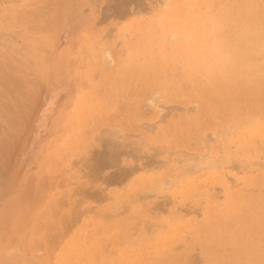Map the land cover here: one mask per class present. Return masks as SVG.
Wrapping results in <instances>:
<instances>
[{
    "label": "rangeland",
    "instance_id": "rangeland-1",
    "mask_svg": "<svg viewBox=\"0 0 264 264\" xmlns=\"http://www.w3.org/2000/svg\"><path fill=\"white\" fill-rule=\"evenodd\" d=\"M138 1L0 0V264H264L263 224L248 252L209 231L264 195V130L230 127L264 128V40L235 41L264 0L223 20L220 64L215 20Z\"/></svg>",
    "mask_w": 264,
    "mask_h": 264
},
{
    "label": "bare ground",
    "instance_id": "bare-ground-1",
    "mask_svg": "<svg viewBox=\"0 0 264 264\" xmlns=\"http://www.w3.org/2000/svg\"><path fill=\"white\" fill-rule=\"evenodd\" d=\"M130 1V0H129ZM138 1V0H137ZM166 1V0H165ZM139 2V1H138ZM161 2V1H160ZM243 2H246L244 6L239 5L238 8H236V17H233L232 14H230V16L227 19H221L219 17L215 18H210L213 16L212 13V9H215V7H219V9H217L218 14H222L224 13V9L222 8L225 7L224 1L221 0H184V3H187V7L189 8L188 10L185 11V15L186 16H191L194 19V22H197L198 20L201 19V16H205L208 21L215 20V21H211L214 24H216V27L213 28L211 26L208 27L210 36H214L215 37V41L214 42H202L201 44V53L204 54L207 51L212 52L211 50V46H213L212 48H215V50L218 52H220V57L214 58V62H217V64L224 62L223 59V55H222V46L225 44L224 41L227 40V35L224 34V25L222 24L223 20L226 21L227 26H230L231 23H227V20H231L232 18H234L236 20V23L238 20H240V16L238 15L239 13H241V10L243 11H248L249 10H253V0H243ZM141 3V2H140ZM241 3V2H240ZM136 4V3H135ZM143 7V6H142ZM145 7V6H144ZM220 10V11H219ZM227 11H232V10H227ZM235 11V10H233ZM120 12V11H118ZM180 12H178L177 14H172L173 15H178ZM122 14V13H121ZM198 14H200L201 16H199ZM225 14V13H224ZM249 27V26H247ZM201 33V31H200ZM257 35L253 34V31L251 28H247L244 32L237 34L238 38H235V41L237 42H241L243 39L245 38H250L253 37L252 39H257V42L259 44V42L264 40V34L263 35H259L258 33H256ZM232 39V38H231ZM191 40V39H190ZM187 43H190L187 42ZM221 47V48H220ZM254 49H257V47H255ZM195 52L197 53V51L195 50ZM236 54H240V51L237 52ZM235 54V55H236ZM193 55V54H192ZM168 56H171L172 58H174V56L168 52L165 53V55L163 56L164 59H167ZM180 56V55H179ZM195 56V55H194ZM208 60V59H207ZM191 61V60H190ZM197 61V60H196ZM193 63V62H191ZM205 63V62H204ZM209 63V62H208ZM190 64V63H189ZM211 64V63H210ZM209 64V65H210ZM215 64V63H214ZM188 66V65H186ZM200 66V65H199ZM189 67V66H188ZM204 67V66H203ZM206 67V66H205ZM224 66H222L221 68H223ZM190 68V67H189ZM194 68V66H193ZM234 68H236V66H234ZM202 69V68H200ZM227 71V70H224ZM221 72V69H220ZM230 72V71H228ZM223 73V71H222ZM239 74V72L236 70H233L231 73V78L234 76H237ZM189 75H191L189 73ZM218 77V76H217ZM216 77V79H217ZM242 122L240 119L234 120L232 121V125L230 127H233L234 130H242L244 132H248L249 136L258 134V133H262L263 129H260V127H258L256 121H250L248 123ZM243 128V129H242ZM256 128H259V132ZM115 130V129H114ZM109 132V131H108ZM226 131H223L222 133H225ZM88 133V131H87ZM239 134V132H237ZM89 134V133H88ZM235 134V133H234ZM92 135V134H91ZM112 135V134H111ZM111 135H108L109 137ZM114 135V134H113ZM236 135V134H235ZM241 135V134H239ZM261 135V134H260ZM259 135V136H260ZM107 136V135H106ZM116 136V135H115ZM123 136V135H122ZM232 136V135H231ZM97 137V136H96ZM125 135L123 136V138L121 137V140H124ZM233 137V136H232ZM230 137V139L232 138ZM252 137V136H251ZM261 137V136H260ZM246 137H244L243 135L239 136L238 138L235 137L233 138L234 141H236L238 139V145L235 147L234 150H236V148H240L243 142V139H245ZM115 139V137H114ZM126 139V137H125ZM262 139V138H261ZM120 140V139H119ZM141 140V139H140ZM250 140V139H249ZM255 140V139H254ZM257 140V139H256ZM125 141V140H124ZM231 141V142H234ZM253 141V140H252ZM141 142V141H140ZM228 142H230V140H228L227 138L225 139V144L227 146V148L230 149V147H228ZM123 143L119 141V144ZM125 144V143H124ZM128 144V143H127ZM142 144V142H141ZM126 146V145H125ZM124 146V147H125ZM224 147L223 145L220 144V147ZM243 146V145H242ZM245 146V145H244ZM119 147V145H118ZM122 147V146H121ZM127 147V146H126ZM134 147L137 148V146L135 145ZM159 147V146H158ZM252 147V146H251ZM226 148V147H225ZM226 148V149H227ZM245 148V147H244ZM131 149V148H130ZM154 149V148H153ZM159 149V148H158ZM250 149V146H249ZM123 151V149H120ZM127 150V149H126ZM135 150V149H134ZM139 150V149H138ZM142 150V149H141ZM139 150V151H141ZM231 150V149H230ZM238 150V149H237ZM242 150V149H241ZM244 150V149H243ZM131 151V150H130ZM137 151V149H136ZM233 151V150H232ZM231 152V151H230ZM242 152V151H240ZM112 154V153H111ZM128 154V153H127ZM150 154V153H149ZM228 154V153H227ZM245 154V153H244ZM215 155H217L215 153ZM195 157V156H194ZM213 157V156H212ZM215 157V156H214ZM201 159V158H200ZM209 159V158H208ZM207 159V160H208ZM211 160V159H210ZM214 160V159H213ZM216 160V159H215ZM179 161V160H178ZM189 161V160H188ZM205 161V160H204ZM217 161V160H216ZM182 162V161H181ZM209 162V161H208ZM108 163V162H107ZM203 163V162H202ZM201 163V164H202ZM192 164V163H191ZM210 164V163H209ZM193 165V164H192ZM199 165V164H196ZM195 165V166H196ZM203 166V164H202ZM209 166V165H208ZM213 166V165H212ZM200 167V166H199ZM205 167V166H204ZM210 167V166H209ZM194 168H198L197 166ZM208 168V167H207ZM200 169V168H199ZM161 179V178H160ZM159 180V179H158ZM189 182V181H188ZM190 183V182H189ZM191 184V183H190ZM149 185V184H148ZM264 200V195L260 198L257 197H247V196H240L239 198H237L235 201L232 199V203L227 204V207H232V209H230L229 211L226 212H222V215L218 218L217 221H215L214 226L210 227V236L214 238L213 235H216L215 232H220V233H225L227 234L229 240H225V242H227L228 244H239V247H247L245 252L250 251V247L252 246V244L254 243V241H252L250 239V233L254 234L256 233L258 230L261 231V228H257L256 225L259 224H263L264 226V205H262V201ZM226 207V208H227ZM224 209V208H223ZM240 230L241 233L239 232ZM232 231L233 234H230ZM167 233V230L165 231ZM169 232V231H168ZM246 233V234H245ZM94 234V233H93ZM160 234V233H159ZM168 234V233H167ZM221 246H223V244H220ZM258 245H262L264 247V239L259 240ZM143 254V253H142ZM116 256V255H115ZM118 256V255H117ZM144 260V258H143ZM145 261V260H144ZM212 263H216V261H213Z\"/></svg>",
    "mask_w": 264,
    "mask_h": 264
}]
</instances>
